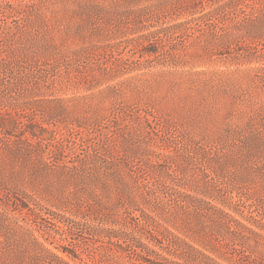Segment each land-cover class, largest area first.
I'll use <instances>...</instances> for the list:
<instances>
[{"label":"rangeland","instance_id":"rangeland-1","mask_svg":"<svg viewBox=\"0 0 264 264\" xmlns=\"http://www.w3.org/2000/svg\"><path fill=\"white\" fill-rule=\"evenodd\" d=\"M0 264H264V0H0Z\"/></svg>","mask_w":264,"mask_h":264},{"label":"trees","instance_id":"trees-1","mask_svg":"<svg viewBox=\"0 0 264 264\" xmlns=\"http://www.w3.org/2000/svg\"><path fill=\"white\" fill-rule=\"evenodd\" d=\"M28 5V4H27Z\"/></svg>","mask_w":264,"mask_h":264}]
</instances>
